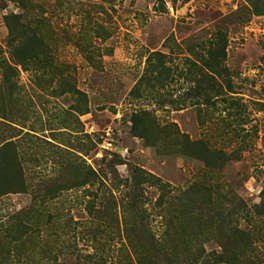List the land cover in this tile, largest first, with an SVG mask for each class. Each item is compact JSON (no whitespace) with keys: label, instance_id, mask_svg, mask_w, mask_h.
Returning <instances> with one entry per match:
<instances>
[{"label":"rangeland","instance_id":"1","mask_svg":"<svg viewBox=\"0 0 264 264\" xmlns=\"http://www.w3.org/2000/svg\"><path fill=\"white\" fill-rule=\"evenodd\" d=\"M259 11L264 12V0H0V59L9 58L8 25L19 21L51 44L55 61L67 64L75 88L83 93L60 94L59 87L52 91L50 86H36L33 78L41 71L18 65L22 95L15 107H5L9 112L14 108L11 117L25 126L24 131L32 126L39 135L70 150L79 140L87 148L86 135L96 141L83 158L108 184L130 178L137 168L177 190L207 179L215 188L211 200L201 204L205 223L200 259L189 264H233L215 262L225 245L223 234H230L232 226L248 232L254 261L264 264V14ZM50 33L53 40L48 39ZM222 38V62L229 74L218 80L225 96L242 105L240 119L226 104L206 111L192 104L194 98L183 101L195 86L184 73L185 62L206 55L209 44L217 47ZM23 46L20 52L27 56L34 44ZM159 64L170 67L169 77L152 87L147 78ZM28 99L31 104L26 107ZM77 107L86 112L70 110ZM137 117L138 127L133 122ZM141 121L147 128L154 122L160 136L146 131L141 137ZM222 123L231 128H223ZM71 130L81 132L73 135ZM175 131L194 142L188 147L194 155L177 152L175 145L182 139L167 136ZM199 139L223 154L212 153L196 142ZM35 153L39 162L24 164L33 185L62 175L55 163L60 160L58 153L50 146L41 143ZM144 190L150 209L159 192L148 184ZM114 194L118 197L119 191L114 189ZM83 200L81 188L64 191L50 210L83 220ZM30 201L29 193L0 197V218ZM227 212L230 227L221 223ZM151 225L157 235L162 231L159 216ZM81 236L79 249L90 252ZM245 258L240 264H247Z\"/></svg>","mask_w":264,"mask_h":264},{"label":"trees","instance_id":"2","mask_svg":"<svg viewBox=\"0 0 264 264\" xmlns=\"http://www.w3.org/2000/svg\"><path fill=\"white\" fill-rule=\"evenodd\" d=\"M8 28L9 58L0 59V197L10 193H29L31 201L27 206L0 218V264H189L198 261V246L202 242L205 223L201 204L211 200L215 187L206 179L177 190L141 168L135 169L130 178L108 184L105 176L83 158L96 145V141L87 135L90 144L87 148L85 141L79 140L77 146L69 147L70 150L64 144L60 146L47 140L44 134L39 135L32 126L24 131L25 126L11 117L14 108H9V112L5 107L7 104L8 107H15L22 95L17 81L18 65L23 70L41 71V75L33 78L36 86H50L52 91L59 87L60 94L83 93L75 88L67 73V64L55 61L51 44L44 42L38 30H31L19 21L13 27L9 24ZM49 35L48 39L53 40L51 33ZM223 41L224 38L217 47L210 43L206 55H199L194 60L187 59L184 73L187 77L191 76L189 80L195 86L186 93L183 101L194 98L192 104L204 107L206 111L220 103L226 104V108L234 109V115L240 119L242 105L236 99L225 96L218 80L229 74L222 62L225 57ZM27 43L34 44V47L25 56L20 50ZM48 71L49 74L45 75ZM169 72L170 67L159 64L147 82L152 81V87L155 83L162 84L169 77ZM29 103L31 100L28 99L26 107ZM70 110L76 114L86 112V109L79 107ZM144 113L148 115L147 111ZM76 122L79 123L77 118ZM133 122L138 127L140 119L137 117ZM141 123V137L145 136L146 131H151L157 138L160 136L161 129L154 122L151 129L145 127L144 121ZM200 124L206 127L204 120ZM226 124L222 123V127L231 128V124ZM156 126L158 130H155ZM48 130L52 133V128ZM231 131L235 132L233 129ZM80 132L71 130L73 135ZM171 135L182 139L175 145L177 152L194 155L188 150L194 142L185 134L168 132L167 136ZM205 140L196 142L212 153L223 154V150L206 145ZM41 143L50 146L53 153H58L60 160L55 163L61 168L62 175L37 187L25 172L24 164L39 162L35 148ZM206 166L214 167L208 163ZM144 184L156 187L159 192L150 209L146 205L148 200ZM80 188L86 213L83 220L74 219L72 215L65 217L63 212H51V203L59 199L62 192ZM114 189L119 191L118 197ZM154 216L160 217L162 231L158 235L151 225ZM229 216L227 212L221 222L228 227ZM229 230L230 234H223L225 245L215 262L240 264L242 257H246L247 264H257L253 255L254 243L248 232L238 226H232ZM78 234L87 241L90 252L79 249Z\"/></svg>","mask_w":264,"mask_h":264}]
</instances>
